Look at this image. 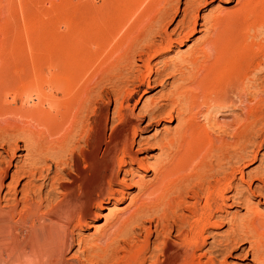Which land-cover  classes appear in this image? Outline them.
<instances>
[{
    "label": "rangeland",
    "instance_id": "obj_1",
    "mask_svg": "<svg viewBox=\"0 0 264 264\" xmlns=\"http://www.w3.org/2000/svg\"><path fill=\"white\" fill-rule=\"evenodd\" d=\"M157 1L0 0V63L17 60L26 64L27 55L33 51L39 67L38 88L32 94L34 98L27 90L21 92L16 106L24 113L31 108L36 112L34 127L44 138L43 141L38 137L41 139V142L39 139L38 142L44 147L42 153L48 157L47 164L41 165L45 171L43 177L48 176L46 181L39 175L34 180L20 175L17 182L11 186L13 172L22 170V166L28 161L24 149L25 141L21 138L18 139L19 141L10 139V142L6 141L11 144L9 149L8 144L0 141V173L4 170L8 171V176L0 181L1 207L6 206L7 199L14 197L15 187L20 184L17 188V199L20 201L18 210L1 223L3 229H9L18 221L24 196L32 195L38 199L42 195L41 212H45L46 206L57 201V197L62 193L61 183L69 179L68 173L63 170L66 158L60 159L56 156L60 147L65 144L64 141L72 143L77 153L83 149L88 136L94 133V123L100 118L102 109L105 110L107 117L105 135L109 136L111 130L119 125L117 118L119 103L123 98L130 99V102L123 107L132 122L128 126H118L116 139L124 131L125 135L131 137L134 143L133 152L137 155L139 163L125 167L127 174L124 175L122 172L118 176L119 184L113 188L118 189L124 185V196L119 197L118 202L107 205L108 208L97 210L98 215L95 218L88 219L82 228L74 231L72 237L75 242L64 256L67 264H124L123 259L129 257L131 249L145 245L146 240L148 260L145 264H154L157 260H162L161 253L165 243L167 241L171 244L177 243V233L175 231L170 233V230L161 228L156 230V222L151 223L148 219V222L142 220L136 227V236L129 240L130 243L116 244L110 251H102L101 248L105 243L98 242L97 238L103 232L110 231L108 224L114 214L119 213L120 219H125L141 201L149 203V207L158 210V214L161 215L166 202L177 198V205L174 204L173 211L177 216H184L186 222H190L191 210L195 205L198 209H202L205 205V195L209 189L207 182L211 174L210 166L213 164L211 139L215 136L227 142L241 141L238 138H231L230 133L235 132L233 130L224 132L223 128L214 131L212 129L213 121L223 125L229 123L233 117H237L242 123L247 119L246 112L242 110L229 112L225 114L227 116H219V112L229 106L213 105L207 109L199 104V109L193 110L192 114H182L179 118L176 114L173 118L169 117L171 111L169 108L156 118L153 124L149 123L146 116L143 117L140 112L142 105L174 92L182 84L181 80L189 78L187 73L182 79L172 78L168 85L147 91L142 98L139 96L144 88L130 90L120 85L117 88L108 86L109 94L105 98L100 94V90L94 87L85 103L83 99H77L78 88L84 78L83 65L87 62L93 67L99 64L98 51L102 39L115 35V38H109L113 41L111 43H115L114 40H119L122 33L118 35L115 32L118 21L124 18L123 22L128 25L144 13L146 5ZM244 2L245 0L196 1L188 10L189 20L186 18V22H190L195 15L199 25L197 32L184 44H174L168 53L156 61L172 65L177 59L186 58L199 45L207 50L210 42L222 49L228 48L226 52L230 70L221 81L247 78L241 89L249 97L244 107L248 105L247 109L253 111L255 101H250L251 97L255 96L256 92L257 94L260 92L264 98V0L254 1L251 5H246ZM185 3L187 0H171L167 8L168 13L161 19L160 24L158 23L156 30L172 33L177 29L178 23L184 16ZM131 62V67L136 69L141 64L136 61ZM64 66L67 68H63ZM143 74L147 75L146 72ZM138 90H140L139 94L133 96ZM223 93L224 91H216L211 95L212 100L221 101L224 98ZM233 98L236 99L235 96ZM8 100L12 101L10 96ZM18 120L14 122L24 126L28 121L25 117ZM254 121L257 122L256 125L242 131L246 133L244 139L247 140V144L250 142L248 154L252 153L257 143L256 137L259 135L262 146L253 153V155L257 154L256 160L248 158V161L242 164L244 175L242 177L237 174L232 185L229 195L239 192L240 198L235 200L232 197L228 200L217 214L219 218L216 220V226L207 231L206 245L197 253V261L202 264H257L251 253L247 254L248 245L241 255L234 254L226 262L223 257L210 254L211 248L227 237L241 219L252 213L264 217V178H255L253 174L254 169L264 161V112ZM2 127L3 123L0 122V128ZM250 132L255 136L252 137ZM3 146L5 150L8 149V154H5ZM15 146L18 149L20 147L18 152L13 151ZM118 158L120 159L121 155H118ZM51 159H55V163H52ZM50 166L51 169L48 168ZM165 167L171 172L166 185L161 187L160 192H154L149 196V199L145 198L141 191L142 185L148 184L157 189V173ZM5 209L1 208L0 211ZM72 230L73 227L70 228V231ZM261 230L256 236L263 242L264 231L260 232ZM9 245V240L0 237V264H16L14 258H9L6 252Z\"/></svg>",
    "mask_w": 264,
    "mask_h": 264
},
{
    "label": "bare ground",
    "instance_id": "obj_2",
    "mask_svg": "<svg viewBox=\"0 0 264 264\" xmlns=\"http://www.w3.org/2000/svg\"><path fill=\"white\" fill-rule=\"evenodd\" d=\"M170 1L158 0L149 3L144 7V13L128 25L123 22V20L125 21L124 18L121 20L123 23L118 21V26L114 31L118 35L122 32L119 36L120 39L111 43L113 41L109 38L115 35L104 37L102 43L100 42L102 45L99 44V64L95 67L88 62L83 65L84 78L78 88L77 99H83L85 103L94 87L99 89L100 94L105 98L109 94L108 86L117 88L120 85L130 90L144 88L145 90L139 96L142 98L147 91L161 85H168L172 78L179 77L182 79L187 73L189 78L181 80L182 84L174 92L142 105L140 112L143 117L148 118L150 124H153L155 119L169 108L171 109L169 117L173 118V115L176 114L179 118L182 114H192L193 110L199 109V104L207 109L213 105L216 107L229 106L225 107L226 110L219 112V116H227L225 114L235 110L246 112L247 119L243 123L239 122L237 117H233L229 123L223 125L213 121V131L221 128L224 129V132L233 130L235 132L230 133L231 138H238L241 141H237L238 143L227 142L223 138L215 136L211 139L213 164L210 166L211 174L207 182L209 189L205 195V205L202 209L196 208L195 205V208L191 210L192 219L190 218V222H186L184 216H177L176 212L173 211L174 204L177 205V198H172L166 202L161 215L158 214V210L149 207V203L141 201L139 206L125 219L121 220L119 213L114 214L108 224L110 231L103 232L97 238L98 242L104 241L105 243L101 250L110 251L116 244L130 243L129 240L136 236V227L142 220L148 222V219L151 223L156 222V230L161 228L162 230H170V233L175 231L178 238V242L175 244L168 241L165 243L161 253L162 260H157L154 264H202L199 260L197 261V253L201 252V249L206 245L207 231L216 226V220L219 218L217 214L225 203L232 197L235 200L240 198L239 192L229 195L232 185L237 174L242 177L244 175L241 169L242 164L247 162L248 158L256 160L257 154L253 155V153L262 146L261 135H259L256 137L257 143L252 153L248 154L250 142L247 144V140L244 139L246 133H242V131L254 124L256 125L257 122L254 120L264 112V98L260 92L259 94L254 92L255 96L250 99V101H255L253 111L247 109L248 105L244 107V103L249 101V97L241 89L247 78L242 79L240 77L242 80L221 81L230 70L228 68V53L226 52L228 48L222 49L215 43L211 44L210 42L207 50L200 45L197 46L186 58H179L172 65L156 61L168 53L174 44H184L197 32L199 26L198 18L195 15H193L194 17L191 16L193 18L190 22H186L188 10L191 5L198 1L187 0L183 19L179 20L177 29L172 33L163 30L157 31L158 23L160 24L161 19L168 13L167 8ZM254 1L260 2V0H245L244 3L251 5ZM30 53L27 55L26 64L17 60V62L0 63V122L3 123V127L0 128V141L8 144L9 149L10 139H23L25 141L24 149L28 157V161L22 166V170L13 172L11 186L17 182L20 175L33 180L39 175L44 181L48 177H43L45 171L41 167V165L47 164L48 157L42 153L44 147L41 146L40 140L44 141V138L39 135L34 127L36 125V112L31 108L24 113L16 106V101L21 92L27 90L28 94L32 96L34 90L38 88L39 67L33 51ZM131 61L141 63L137 66L138 69L131 67ZM63 68L67 67L64 66ZM145 72L147 75L144 76L143 73ZM216 91H224V98L221 101L212 100L211 95ZM139 92L140 90L133 96L138 95ZM8 96L11 97V102L7 101ZM32 98L34 97L32 96ZM128 102L130 99L123 98L119 103V116L117 117L119 118V125L111 130L109 136L105 135L107 117L105 110L102 109L100 118L94 123V133L88 136L83 149L77 153L72 143L64 141L65 144L60 147L56 156L60 159L66 158L65 162H67L63 163V170L68 173L69 179L61 183L62 193L57 197L56 202L46 206L45 212L40 211L43 205L42 195L38 199L32 195L24 196L21 202L22 212L19 213L18 221L6 230L2 228L1 223L7 217H12L18 210L20 201L17 199V188L20 184L18 183L15 187L14 197L6 200L5 207H1L0 200V209L6 208L0 211V237L10 241L9 249L6 252L9 258H14L16 264H67L64 256L75 242L72 237L74 231L82 228L88 219L95 218L98 215L96 214L97 210L108 208L107 205L118 202L117 199L124 196V185L118 189L113 188L119 184L118 176L122 172L124 175L127 174L124 170L125 167L139 163L137 155L133 152L134 143L131 137L125 135L124 131L116 139L118 126H128L132 122L123 107ZM32 106L34 105L32 104ZM23 117L30 122L25 121L26 126L14 122ZM9 120L13 122L11 123ZM249 134L252 137L255 136L251 132ZM8 149L3 148L5 154H8ZM19 149L15 146L13 151L18 152ZM118 155H121L120 159ZM55 159H51V162L55 163ZM48 168L51 169L52 166ZM253 174L255 178H264V161L254 169ZM170 175L171 172L166 167L158 171L156 176L157 189L148 184H141L144 197L149 199V196L154 192H160ZM7 176L8 171L4 170L0 173V181H3ZM71 227H73L72 231H70ZM263 229L264 217L252 213L241 219L237 227L227 237L216 243L211 248L210 254L223 257L224 262H226L234 254L241 255L248 245L247 254L251 253L257 264H264V241H259L258 236H256V233L259 230H261L260 232L264 231ZM147 245L146 240L145 245L131 249L129 257L126 256L123 263L145 264L148 260Z\"/></svg>",
    "mask_w": 264,
    "mask_h": 264
}]
</instances>
